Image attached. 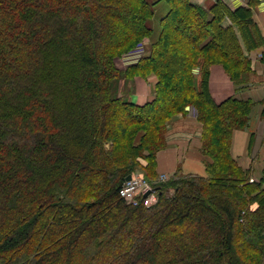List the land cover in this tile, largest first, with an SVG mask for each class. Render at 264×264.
<instances>
[{"label": "trees", "instance_id": "trees-1", "mask_svg": "<svg viewBox=\"0 0 264 264\" xmlns=\"http://www.w3.org/2000/svg\"><path fill=\"white\" fill-rule=\"evenodd\" d=\"M260 3L0 0V264H264V167L231 154L254 103L209 91L212 67L248 80ZM150 75L151 101L118 97ZM189 107L205 174L158 183L167 124ZM138 171L159 187L150 207L119 196Z\"/></svg>", "mask_w": 264, "mask_h": 264}, {"label": "crops", "instance_id": "crops-1", "mask_svg": "<svg viewBox=\"0 0 264 264\" xmlns=\"http://www.w3.org/2000/svg\"><path fill=\"white\" fill-rule=\"evenodd\" d=\"M191 1L204 10H208L216 0ZM222 1L231 10L245 5V0ZM157 9L161 15L165 11L163 5H159ZM253 20L264 38V3H260L253 10ZM247 55L250 59V74L245 84L241 86L234 85L219 67H212L210 69L209 91L215 101L211 83L219 80L223 88H218L217 90L218 99H216V103L228 97L253 101L254 105L249 115L247 127L244 130L233 133L231 154L242 168H247L251 164L255 168H260L264 160V116L262 115V102L264 100V46L251 51ZM134 63H136V60L131 62V64ZM121 81L122 91L120 92L119 90V84L117 88L118 97H124L126 94V99L137 105L152 100L155 84L152 78L149 82L139 78ZM195 116V110L188 108L186 115L179 114L168 123L166 133L167 148L157 154V173L171 174L180 166L185 174L204 176L205 159L200 152L201 125L197 122ZM193 147L199 148V158L189 156V152Z\"/></svg>", "mask_w": 264, "mask_h": 264}, {"label": "built area", "instance_id": "built-area-1", "mask_svg": "<svg viewBox=\"0 0 264 264\" xmlns=\"http://www.w3.org/2000/svg\"><path fill=\"white\" fill-rule=\"evenodd\" d=\"M160 183H164L166 176L160 178ZM253 180L250 179L249 182ZM159 187L148 181L143 175L134 173L129 180H125L119 191V196L125 204L137 207L152 206L157 199Z\"/></svg>", "mask_w": 264, "mask_h": 264}, {"label": "rangeland", "instance_id": "rangeland-1", "mask_svg": "<svg viewBox=\"0 0 264 264\" xmlns=\"http://www.w3.org/2000/svg\"><path fill=\"white\" fill-rule=\"evenodd\" d=\"M161 14H159L158 13V15L157 16H160ZM147 44H148V40H145V41H143V43H141V44H139V45H137L133 50H131L130 52H128L127 54H125V55H123L120 59H119V61H117V66L119 67V68H126L127 66H129V65H132L131 64V62H133V61H135L136 60V62L145 54V47L147 46ZM135 64V63H134ZM153 79L154 81H155V78H154V76L153 75H150L149 77H147L146 79H144V80H146L147 82H149V80L150 79ZM139 79H141V78H139ZM122 82V81H121ZM121 82L119 83L120 84V87H119V90H120V92L122 91V86H121ZM222 85V83H220V81L219 80H216L215 82H212L211 83V88H212V91H213V96H214V99H215V101H217L216 99H218L217 98V90H218V88H223V86H221ZM195 86L198 88V78H195ZM126 92V91H125ZM130 92H131V89H130ZM125 99H126V94H125ZM123 97V98H124ZM128 98V97H127ZM217 103H219V102H217ZM189 108H192V109H194L193 107H189ZM195 110V109H194ZM187 111H188V108H187V110H186V114H187ZM195 113H196V110H195ZM186 114H180V115H186ZM179 115V114H178ZM177 116V115H176ZM197 117V113H196V116H195V118ZM196 120H197V118H196ZM198 122V121H197ZM199 123V122H198ZM200 124V123H199ZM167 127H168V124H167ZM166 133H167V129H166ZM166 133H165V142H166V147H165V149L167 148V141H166ZM200 134H201V132H200ZM200 145H201V143H200ZM164 150V149H163ZM162 150V151H163ZM161 152V151H160ZM201 152V151H200ZM159 153V152H158ZM190 154H189V156L190 157H197V158H199V148L197 149V148H195V147H193V148H191V151L189 152ZM202 154V153H201ZM203 156V158L206 160V157H204V155H202ZM157 161V160H156ZM262 167H260V168H255V172L254 173H256V177H260V171H261V169L264 167V160L262 161ZM176 171H180V173L181 174H185V173H183V171L181 170V167L180 166H178L177 168H176V170L174 171V172H172L171 174H174ZM136 173H138V174H141V175H143V173L142 172H140V171H138V172H136ZM171 174H167V173H157V182L158 183H160V178L161 177H163V176H166V180H165V182L169 179V177H170V175ZM186 174H189V173H186ZM205 174V173H204ZM196 175V174H195ZM171 193V192H170ZM156 202H157V199H156ZM155 202V203H156ZM154 203V204H155ZM153 204V205H154Z\"/></svg>", "mask_w": 264, "mask_h": 264}, {"label": "water", "instance_id": "water-1", "mask_svg": "<svg viewBox=\"0 0 264 264\" xmlns=\"http://www.w3.org/2000/svg\"><path fill=\"white\" fill-rule=\"evenodd\" d=\"M129 179H130V176H127V177H126V180H129Z\"/></svg>", "mask_w": 264, "mask_h": 264}]
</instances>
